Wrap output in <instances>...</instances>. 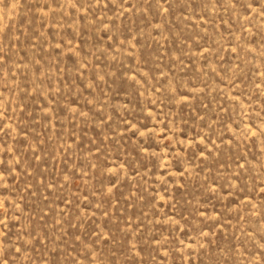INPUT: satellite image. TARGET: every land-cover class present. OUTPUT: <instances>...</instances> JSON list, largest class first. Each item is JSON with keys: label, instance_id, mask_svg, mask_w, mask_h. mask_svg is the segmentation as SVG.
I'll return each mask as SVG.
<instances>
[{"label": "rangeland", "instance_id": "obj_1", "mask_svg": "<svg viewBox=\"0 0 264 264\" xmlns=\"http://www.w3.org/2000/svg\"><path fill=\"white\" fill-rule=\"evenodd\" d=\"M0 264H264V0H0Z\"/></svg>", "mask_w": 264, "mask_h": 264}]
</instances>
